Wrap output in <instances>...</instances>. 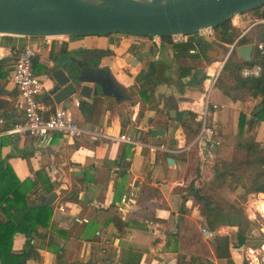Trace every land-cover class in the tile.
<instances>
[{"label":"crops","instance_id":"1","mask_svg":"<svg viewBox=\"0 0 264 264\" xmlns=\"http://www.w3.org/2000/svg\"><path fill=\"white\" fill-rule=\"evenodd\" d=\"M231 19L242 34L259 22L247 12ZM191 38H199V43L181 52L168 39L156 42L124 32L61 39L0 34V59L10 55L11 46L17 49L26 41L36 49L32 68L43 84L41 101L56 103L46 91L54 60L88 54H97L98 65L107 66L129 94L119 102L111 95L58 102L65 106L64 115L84 130L75 138L58 132L41 140L23 133L7 135L2 129L19 121L22 111L10 80L12 61L0 64L5 72L0 77V137L8 136L0 148V167L10 165L20 190L33 201L42 202L55 193L48 223L43 232L32 235L33 248L20 264H264V191L245 192L240 183L227 178L211 195L217 203L202 204L189 186L211 179L214 154L200 153L194 135L182 132L178 118L201 89L199 72L206 64L225 59L229 44L195 32ZM139 71L149 74L138 79ZM209 97L217 103L206 119L213 126L212 138L216 133L234 134L239 114L247 119L256 105L261 107L259 97L246 89L231 99L214 85ZM150 128L163 133L153 135ZM241 130L264 148V114L250 129L244 123ZM119 134L130 135L135 142L116 139ZM216 142L209 143L212 149ZM26 151L30 153L25 157L18 154ZM33 181L38 192L33 191ZM142 184L156 192L141 189ZM73 185L79 188L78 199H63ZM214 212L230 223L209 227L205 216ZM4 218L0 210V221ZM242 218L247 225L238 243L236 224ZM214 234L229 236V259L215 256ZM24 241L23 233L14 232L12 252H19Z\"/></svg>","mask_w":264,"mask_h":264},{"label":"water","instance_id":"2","mask_svg":"<svg viewBox=\"0 0 264 264\" xmlns=\"http://www.w3.org/2000/svg\"><path fill=\"white\" fill-rule=\"evenodd\" d=\"M263 3L264 0H0V34L48 37L124 32L169 36L212 28L233 14ZM251 50V42L234 47L243 60L250 58ZM99 59L96 54L55 59L47 73L50 84L46 91L52 101H93L102 95H111L115 102L128 99L129 94L108 67L98 65ZM133 61H137L136 56ZM259 108L256 105L253 111ZM149 131L153 135L163 133L161 128ZM171 161L167 157V162ZM54 197L51 192L42 203L49 204Z\"/></svg>","mask_w":264,"mask_h":264},{"label":"trees","instance_id":"3","mask_svg":"<svg viewBox=\"0 0 264 264\" xmlns=\"http://www.w3.org/2000/svg\"><path fill=\"white\" fill-rule=\"evenodd\" d=\"M252 15L255 20L264 19V3L246 11ZM213 37L219 41L230 43L239 34L229 22V18L212 27ZM193 33V32H192ZM169 36H160L161 39H168ZM256 39H264V23L256 22L252 24L237 40L236 45L245 42H254ZM199 38H191L185 41L173 43L174 48L180 49L181 52H187L188 48H193V44L199 43ZM9 56L0 59V64L5 60L14 61L16 49L11 46ZM33 61V59H32ZM258 65L259 71L257 75H241L239 69L243 66ZM33 69V68H32ZM5 72L0 70V77H3ZM149 71H139L136 77L146 78ZM223 93L234 99L238 91L242 89L248 90L251 95L259 97L261 107L253 112L251 117L245 119L243 114H239L238 130L234 134L223 135L216 133L213 135L215 149L209 144L205 148V152H212L213 155V174L209 181L201 182L193 187L189 184L194 192L193 196L202 204L217 202L211 199V195L215 193V188L224 184L228 178L231 181H236L241 184L245 192L264 191V148L261 147L250 133H243L241 127L246 123L247 128L264 114V50L252 47L250 58L243 60L235 51L234 47L228 51V54L223 61V64L218 73L215 84ZM40 99V97H39ZM44 103H49L48 99L42 100ZM179 125L185 135H195L199 120L194 112L186 110L181 117L178 118ZM148 131H146L147 133ZM10 135V134H7ZM8 136L0 137L1 145L7 141ZM30 151L19 152L22 157L27 156ZM2 155L0 152V161ZM81 178H77L80 182ZM19 180L14 174L8 163H2L0 167V210L5 215V218L0 221V264H20L24 260L29 251L33 248L30 238L33 234L43 232L42 230L48 223L51 205L43 204L42 202L33 201L27 198L26 194L19 188ZM141 189L150 190L147 185L142 184ZM79 188L73 185L64 195L63 199L76 201ZM156 192L155 189H151ZM33 191L38 192L36 181H33ZM209 227L213 228L215 223H230L229 220L219 218V213H207L205 216ZM236 240L242 242V235L247 225V220L242 218V222L236 224ZM42 229V230H41ZM21 232L25 236V241L22 249L19 252H12L11 239L14 232ZM213 251L216 257L229 259V236L227 234H214L212 237Z\"/></svg>","mask_w":264,"mask_h":264},{"label":"built area","instance_id":"4","mask_svg":"<svg viewBox=\"0 0 264 264\" xmlns=\"http://www.w3.org/2000/svg\"><path fill=\"white\" fill-rule=\"evenodd\" d=\"M234 15V14H233ZM231 15L229 17L232 21ZM264 23V19H258ZM199 36H213L212 28H203L195 32ZM192 33H176L168 37L170 43L185 41ZM242 33H239L232 42L228 44V51L236 46V40ZM70 35H57L53 37L66 38ZM52 37V36H48ZM154 41H159L160 36H149ZM264 50V39H257L252 42V47ZM36 49L30 41H26L16 49L10 80L17 91V106L22 111V118L13 122L11 125L4 127L2 131L7 134L23 133L28 136L37 138L38 140L47 135L58 132L68 138L79 136L84 130L77 121L70 115H64V105L55 103L48 104L41 101L38 97L43 88L42 81L34 74L32 69V59ZM208 63L202 71L201 89L195 97H191L187 101V109L194 112L199 120V127L194 135L193 141H196L200 153L205 151L206 146L211 143L213 134V126H208L206 119L208 112L217 107V103L209 97V92L214 86L223 61ZM259 67L256 64L251 66H243L239 69L241 75H257ZM1 121V119H0ZM120 141L134 143V139L130 135L119 134L115 137ZM162 148V147H161ZM169 150V149H167ZM175 150V149H171ZM201 230L209 234V231L202 227Z\"/></svg>","mask_w":264,"mask_h":264},{"label":"flooded vegetation","instance_id":"5","mask_svg":"<svg viewBox=\"0 0 264 264\" xmlns=\"http://www.w3.org/2000/svg\"><path fill=\"white\" fill-rule=\"evenodd\" d=\"M97 55V54H96Z\"/></svg>","mask_w":264,"mask_h":264}]
</instances>
